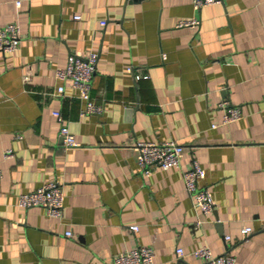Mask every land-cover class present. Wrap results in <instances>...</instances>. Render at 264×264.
<instances>
[{"label":"crops","instance_id":"obj_1","mask_svg":"<svg viewBox=\"0 0 264 264\" xmlns=\"http://www.w3.org/2000/svg\"><path fill=\"white\" fill-rule=\"evenodd\" d=\"M10 23L21 40L0 51V264H113L141 246L155 264H203L202 246L264 264V0H0ZM90 52L96 114L57 74ZM222 100L242 117L224 123ZM139 141L182 144L181 166L145 172ZM194 159L216 202L208 215L185 188ZM50 182L63 187L62 217L18 204Z\"/></svg>","mask_w":264,"mask_h":264},{"label":"built area","instance_id":"obj_2","mask_svg":"<svg viewBox=\"0 0 264 264\" xmlns=\"http://www.w3.org/2000/svg\"><path fill=\"white\" fill-rule=\"evenodd\" d=\"M223 0H193L194 6L201 9L205 6L219 4ZM20 6L21 2L18 1ZM79 19L80 16H75ZM103 24H106L104 21ZM200 25V20L183 19L180 20L178 26H191L196 28ZM21 35L20 28L16 23H10L0 26V51L12 52L16 50L20 44ZM99 54L90 52L82 57L72 54L69 57L68 64L65 68L58 70L57 74L61 80H71L74 87L79 90L80 97L86 101L84 114H96L102 111L100 105H97L92 98L91 92L93 87V78L96 71V65ZM129 71H133L129 68ZM139 78L140 75H137ZM144 77H147L144 76ZM64 85H60L57 91L64 93ZM220 107L224 110V123L238 120L242 117L243 112L239 106L233 105L229 100H222ZM54 115L62 120V114L59 110L54 111ZM61 136L64 138L67 147L78 146L75 135L70 129L63 125L60 129ZM137 152V158L141 168L145 172H150L154 168L169 169L171 167H180L185 147L175 141L152 142L139 141L133 147ZM7 156H12L11 150L6 152ZM206 176L205 168L196 159L193 160L192 168L184 171L183 178L186 190L189 192L193 207L209 214L215 209L216 202L211 190L200 185L201 179ZM65 203V194L61 184L58 182H50L39 189L23 193L19 197L18 204L21 207L29 208L32 206H42L47 213L53 217H62ZM201 225V221L197 222ZM130 229L138 231V225H131ZM253 231L252 227L244 226L242 233L249 235ZM71 235L72 232H68ZM229 238V237H227ZM185 250L181 247L177 248L179 256L184 255ZM192 254L201 259L203 264H236V257L230 253L216 255L209 246H202L192 251ZM155 249L151 246H141L136 249L121 252L114 258L113 264H155Z\"/></svg>","mask_w":264,"mask_h":264}]
</instances>
